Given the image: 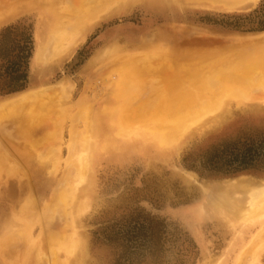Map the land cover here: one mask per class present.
Listing matches in <instances>:
<instances>
[{
	"label": "rangeland",
	"instance_id": "rangeland-1",
	"mask_svg": "<svg viewBox=\"0 0 264 264\" xmlns=\"http://www.w3.org/2000/svg\"><path fill=\"white\" fill-rule=\"evenodd\" d=\"M77 1L39 0L37 5H29L22 10L17 8L14 13L0 20V31L19 21H27L33 25L35 40L28 68L27 88L17 93L0 94V154L6 157L3 161L0 160V245L3 246L0 255H4L0 256V264H9L6 262L5 252L23 240L25 236H21L28 230L26 222L32 221L37 225L32 226L29 244L33 242L35 251L32 248L28 251L31 246L26 244L27 241L24 243L26 238L23 241L25 245L22 248L20 246L21 249L18 246L20 252L23 251L22 254L32 250V260L30 257L25 259L23 255L22 262L17 264H115L111 248L98 244H103L108 235L113 236V233L123 230V218L135 213L154 216L166 226L157 253V259L160 261L157 264H162L163 261H167L163 262L164 264H238L236 261L239 262L240 255L251 246L252 234L261 228L255 229L253 226L259 219L264 218V208L255 209L249 205L256 198L253 194L248 198L247 194L239 193L233 195L232 199H226V202L221 196L215 195L212 189L217 185L223 186L242 180L263 185L264 171L251 170L236 176L221 177L210 176L211 173L202 174L190 170L188 166L193 165L200 169L206 160L215 156H225L235 148L242 151L248 143L264 142V104L232 100L222 112L219 111L210 117L209 123L166 139L162 130L156 127V123H160L159 115L168 111L170 106L167 105L174 99L161 90L165 87L161 85L162 79L156 76L158 72L155 73V70L162 68L163 75L173 74L178 78L188 66H182L180 63L179 65L175 57L171 58L173 54H177V49L181 53L191 51L194 53L193 57L195 53L200 55L207 52H211L210 57H217L235 50L236 46L233 45L238 43L237 38L264 33V0L257 3L238 2L239 4L232 5L230 9L225 0H96L98 4L94 0H80L81 3ZM100 1L106 5H101ZM86 2L93 6L92 11ZM92 2L98 7L103 6V9H94ZM70 3H75L72 8L87 4L84 13L89 10L98 13L99 18L81 24L74 36H80L83 40L66 55L67 57L47 65L43 61L38 63L36 52L41 43L47 42L51 34V24L58 18L65 19L67 14L70 18L71 15L77 18L70 12L67 13V5L70 7ZM107 6L110 7L108 11ZM143 53L153 56L149 60V55L144 57ZM157 55L162 57L158 58ZM128 56L140 60L145 58V63L151 61L153 65L157 64L158 67L153 70L155 75L148 73L142 76L137 70L133 75V70L143 62L134 61L136 63L130 64L132 67L125 66L127 62L124 61L130 59ZM165 57H168L166 61ZM174 61L177 63H173ZM122 69L124 74L131 75L129 77L132 80L124 79V74L121 77L118 72ZM135 73L145 77V80L142 79L141 83V77L135 78ZM146 80L149 82H145ZM203 81L202 85L205 84ZM56 86L57 91L61 90L60 93L63 94L60 96L57 92L59 99L54 93ZM48 87H53L52 96L54 95L53 98H57L58 102L50 99V95L45 96L46 105L43 103V106L38 105L44 101L41 99L40 102L36 101L37 107H34V104L28 109L29 103L23 106L26 107L25 110L22 107H18L19 110L23 109L20 111L17 108L2 107L5 101L15 100L22 93L38 92ZM189 89L190 95L195 96L193 90L196 88L192 90V87H189L188 91ZM158 90L161 93H158ZM149 99L148 111L151 113L153 110V114L143 110L146 112L143 122L138 117L137 125L128 121L130 127L123 129L124 122L122 123L121 118L127 110L132 112L138 104L148 102ZM47 100L51 102L48 103ZM47 103L48 107L52 105L53 108H48ZM139 105L137 108L143 106ZM152 116L157 119L153 121L155 127L154 124L150 127L147 123L149 118L150 121L153 119ZM124 117L123 121L126 119ZM74 131L80 141L75 146L81 150L82 155L85 154L90 159L86 182L79 186L77 194L80 202L75 200L74 214L69 215L61 212L64 206L61 205L59 213L54 205L49 204L52 203L59 179L65 171L68 150L73 146L70 137ZM59 134H62L61 138ZM82 155L81 158L74 157L80 167L87 162V159L82 160ZM31 198H34L37 204H32ZM240 200L244 202L241 203ZM22 206L27 209L23 207L21 211ZM32 206L33 209H40L33 212L37 214V218L35 215L32 218ZM47 206H52L48 210V216L45 214ZM29 208L32 210L29 211L31 216L26 217ZM242 211L244 215L241 214ZM44 214L46 217H43ZM60 215L66 218V221ZM48 218H54L55 221ZM68 223L72 228L67 227ZM252 228L255 229L253 232ZM50 229L59 231V234L55 232L59 239L60 235L62 238L66 237L61 238L63 245L66 243L65 247L53 258L52 251L56 242H50ZM13 232H20V238L17 233H14L17 235L15 237ZM47 238L50 239L51 247ZM69 238L78 241V249L76 248L74 255L66 249ZM118 239L120 241V238ZM12 242L14 244H11ZM19 244L22 245V242ZM25 246H28L27 251H24ZM40 255L42 258L38 259ZM39 260L42 262H38ZM253 264H264V247L258 251Z\"/></svg>",
	"mask_w": 264,
	"mask_h": 264
},
{
	"label": "bare ground",
	"instance_id": "bare-ground-1",
	"mask_svg": "<svg viewBox=\"0 0 264 264\" xmlns=\"http://www.w3.org/2000/svg\"><path fill=\"white\" fill-rule=\"evenodd\" d=\"M44 1H46V0H44ZM78 1L81 3L80 0H78ZM94 1H96V0H94ZM112 1H114V0H112ZM258 1L259 0H225V4H227L229 6L228 8L230 9L232 7V5L234 6V4H237L238 2H240V3L241 2H255V3H257ZM38 2H39V0H0V20L3 19L4 17L9 16L10 14L14 13L17 10V8H21V10H22L25 7L29 6V5H31V6L32 5H37ZM103 2H110V1L103 0ZM92 3H93V5H95L94 9H96L98 7V6H96L97 1H96V3H94V2H92ZM73 4H75V3H73ZM73 4H71L70 7H69V5H67V7L69 8L68 9L66 7L67 8V13L70 12V14H73L74 16H77V18L76 17H72V15H71V18H72L71 19L70 16L67 14V17H65V19L62 18V17L61 18H58L57 21L55 20L56 22H53V24H51V29H50V33L51 34H50L49 38L47 37L48 38L47 42L45 41L44 43H41L40 44V47L37 49L35 58H36V60H37L38 63L41 62V61H43L47 65L48 63L51 64V63L59 62L66 55L70 54L72 52L73 48L75 46H77L78 44H80V42L83 40V38L80 39V36L79 37H75L74 36V33L81 26V24H83V23L86 24L89 20L90 21L91 20L94 21L95 19L99 18L98 13H95V12L92 13L89 10H88L89 13H88V11L84 13V11L86 10L85 9L86 8V5L87 4L90 5L89 2L85 6H83V4H82L83 7L78 3L81 7L78 5V7H76V8H72V7L75 6ZM100 4L101 5L103 4V6L106 5V3L104 5V3H102V2ZM101 5H99V6L101 7ZM253 6H254V4H253ZM87 7H88V5H87ZM89 7H91V5ZM92 7H91V11L93 9ZM100 7H98V8H100ZM102 7H101V9H103ZM107 8H108V6H107ZM109 8L107 9V11L109 10ZM93 11H95V10H93ZM5 21L7 22V20H5ZM80 34H82V33H80ZM78 35L79 34H77V36ZM73 36L75 37V39L73 38ZM237 40H238V43L236 45H233V46H236V47H234L235 50H232L229 53L228 52H225V53H222L221 55L219 54L220 56H217V57H210L211 52H210V54H207L208 53L207 52L206 54H202L201 53L200 55H198V54L195 53V55L193 57L192 55L194 53H191V51H185V52L183 51L184 53H181V52H178V51H180L178 49L176 51L177 54L174 55L172 53L173 56H171V58L172 57H175L176 58V61L178 62L177 63V62L174 61L173 63H177V64L180 63L182 66L183 65L184 66H188V68L185 69L183 73H181L180 75H178V78L174 77L173 74L172 75H169V74L163 75V73L161 72L162 68H161V70L159 69V71L158 70H155V73L158 72L156 74V76H159V78L162 79L161 80L162 81L161 85H164V87H165V88H161V90H163L164 91V94L166 93L167 96L168 95L169 96L171 95L172 96V99H174V101H171L172 103L171 102L170 103L168 102L170 105L168 103H166V104H168L167 107L170 106L171 109L169 108L166 113H162L161 112L162 114H160L159 115V118H158V120L160 121V123H158L157 119L155 120L153 118V116H152L153 119L151 121H150L151 118L148 119L150 121V123H151L150 124L149 121H148L147 122L149 124L148 126H150V127H151V125L153 126V124H154L153 121L154 122L157 121L156 127L160 128L159 130H162L163 135L167 139V137L169 138V136L182 135V133H185V132H187L189 130H194L195 128H197L199 126H202L204 123L205 124L206 123H209L210 122L209 120L211 119L210 117L215 116L219 111L222 112L223 108H226L232 102V100L235 101L237 99V100H244V101H248V102H252V103H263L264 104V33H261L259 35L253 36V37H241V38H237ZM191 48H193V47H191ZM200 49H202V48H200ZM198 53H200V52H198ZM149 54L144 55V53H143L144 57H146ZM170 54H168V55H170ZM212 54H214V53H212ZM140 55H142V54H140ZM168 55H166V56H168ZM152 56L149 55V57L147 56V58H149V60H150ZM121 57L123 58L124 56H120V58ZM126 57H127V55H126ZM136 57H140L141 59L144 58V57H141V56H136ZM157 57L158 58H161L162 56L159 57L157 55ZM168 57H167V59H168ZM120 58H119V61H120ZM128 58H130L129 59L130 61L129 60H125L124 61V59H122L124 62H127V63H125L126 64L125 66H131L132 64L136 63L134 61H137V62H140L141 61V62H143L142 64L139 63L138 67H140V68L136 67L137 69H134L133 70V75H134V71H136V70H137L138 73H140V74L142 73V76H145L148 73L151 75V74H154L153 73L154 72L153 70L156 69V67H158V66H156L157 65L156 63H155L156 65H153L154 63L153 62L151 63V61H149V63H151V64H149L148 62L145 63L144 62L146 60L145 58H144L145 60L142 59L143 61L140 60L139 58L138 59L137 58H134V56H131V57L128 56ZM128 58H125V59H128ZM131 58H132V60H131ZM167 59L165 57L164 61H166ZM172 59H174V58H172ZM124 62H123V64H124ZM115 63H117V62H115ZM161 63L163 64L162 60H161L160 64ZM177 64H175V65H177ZM140 65H143V66L141 67ZM149 71H152V72H149ZM118 73L122 77V75L124 74L123 73V69L121 70V72H118ZM164 73H166V71ZM125 74L123 76H125L126 78L125 77H123V78L126 79V80H130L131 79L130 78L131 75L129 74L130 75V77H129L128 74H126V75ZM136 75H135V78L136 77H141V80L140 81L142 83V79H144L145 77L142 78L141 75L140 76L139 75L136 76ZM154 75L152 77H154ZM174 75H176V74H174ZM135 78H134V80H136ZM138 79H140V78H138ZM138 79H137V82H139V84H140V81ZM120 80H122V78H120ZM144 80H143V82H144ZM201 80L202 81L204 80L203 82L205 84L202 85L201 84L202 83ZM129 82H131V81H129ZM145 82L148 83L149 81L146 80ZM154 86H156V84H154ZM189 87H192V90L195 89V88L197 89V91H196V89L193 90V91H195V94H196V95L194 94L195 96H193V94L190 95L191 90L189 89L190 91H188V88ZM126 89H124V90H126ZM54 90H55V92H54ZM54 90H53V87L52 88L51 87H48V88H42L38 92H26V93H22L20 95V97L19 98H16L15 100L5 101L4 104L2 105V107L5 108V109L17 108V110H19L18 107L24 108L23 106H25L28 103H29L28 106L26 105L27 108L30 105L33 106L34 104H35L34 107H37L38 105H42L43 106L44 105L43 103H45V98H46L45 96H50L51 95L49 98L50 99L53 98L54 95L52 96V92L56 93L55 95L58 96L57 98L59 99V95L57 94V92L60 93L61 90L60 91H57V86H56V89H54ZM130 92H131V90H130ZM159 92L160 91L158 90V93ZM61 95H63L62 92L60 93V96ZM159 95H161V94H159ZM162 95H163V93H162ZM154 96H156V95H154ZM134 97H136V96H134ZM165 97H166V95H165ZM57 98L56 99L53 98V99L57 100L55 102H58V99ZM41 99H43L44 101L41 102L40 104L36 105L38 102L42 101ZM37 100H38V102L36 103ZM48 100H47L48 103L51 102V100L50 101H48ZM64 100H66V99H64ZM159 100H160V97H159ZM165 100H167V99H165ZM157 101H158V99H157ZM162 101H164V99ZM167 101H170V100H167ZM143 102H145V103L142 104V102H141V105H139V104L138 105L139 106H142L143 105L141 108H144L145 107L144 109H141L139 107L137 108V106H138L137 105L135 108H133L132 112H129V110H127V108H125V110H127L128 112H126V114L123 113L124 115L121 114V117H122V115H123V117L124 116L126 117V119L124 121H123V117L121 118L122 119V123L124 122L123 123V129L128 128V126L130 127L131 124L137 125L136 123L140 120V118L142 119L141 121L143 122V120L145 119V117H143V116H144V113H146L144 111L150 110V107H149L150 99L148 100V102L147 101H143ZM48 103H47V107L49 105ZM238 103H241V101H239ZM45 105H46V103H45ZM129 106L131 108V105H129ZM50 107H52V105H50ZM50 107H48V108H50ZM156 107H155V110H156ZM25 108H24V110H25ZM139 109H141V110H139ZM138 111H139V113H138ZM152 111H151V113H150V111H148L149 114H153ZM157 112H156V114H157ZM147 115L148 114H146V116ZM161 115H162V117H161ZM138 117H139V120H136V119H138ZM146 118H148V117H146ZM128 121H129V123H131L130 125H129V123H127ZM142 122H141V124H142ZM147 123H145V125ZM212 126H214V125H212ZM131 127H133V126H131ZM154 127H155V124H154ZM62 129H60V131ZM130 129H133V128H130ZM148 129H149V127H148ZM152 129H153V127H152ZM136 130H137V128H136ZM118 132H120V131H118ZM75 133H76V131H74V134ZM74 134L71 135V137H70V141L73 144V146L71 144L70 146H72V147H70L69 150H68L69 152H68V159L66 161L65 171L62 174L63 175L62 178L59 179V185H57V188H56L57 190L54 193L52 203L49 204V206L50 205H52V206L54 205L56 207V211H58L59 209H62V207L64 206V210L62 209L61 212L62 213H67L69 215H71L72 213L74 214V212H73L74 207L73 206H74V203H76L75 200H78L79 199L77 197V194H78V191H79V188H80L79 186L81 184H83L84 181L86 182L85 179H86V176H87V173H88V167H89V161L88 160L90 159V158L88 159V157H86V155L84 153H83L84 155H82L81 154V150H78V148L75 146V145H77L76 143H79L80 141H79L78 135L77 134L74 135ZM61 135L59 136L60 138H61ZM11 146H13V145L11 144ZM84 147H86V145H84ZM85 149H87V148H85ZM77 154H79V156H77ZM81 155L83 156L82 160L85 161L87 159V162L86 163H83L82 166L80 167L77 164V162L75 161L74 157H77V158L80 157L81 158ZM3 158L6 159V157L3 154H0V160H2ZM58 167H59V165H58ZM0 172H2L1 168H0ZM208 191H210V190H208ZM212 192L215 195L221 196L220 198L225 199V201H226V199H232V196L233 195H236V194H239V193H242L244 195L247 194V197L248 198L253 194L254 196H256V198L252 202H250L249 205L253 206L255 209H257V208H260L261 209L262 207L264 208V184L261 185V184L255 183L253 181H250V180H242V181L234 182V183H231V184H226V185H223V186L222 185H217L216 188L212 189ZM80 194H82V193H80ZM247 197H244V198L247 199ZM244 198H243V200H244ZM31 199L33 200L34 198H31ZM32 200H31V203L33 204L35 202V199H34V201H32ZM216 200L217 199H215V201ZM219 201L222 202V200H220V199H219ZM225 201H223V202H225ZM242 201L240 200L241 203L244 202V201L243 202ZM226 202L223 203V204L226 205ZM46 205H44V206H46ZM61 205H62V207H61ZM249 205L247 206L248 208H249ZM24 206L26 207L27 205H24ZM24 206L21 207V211H23L22 208ZM49 206H47L46 207L47 209H45V214L46 215L49 213L48 210L52 207V206L51 207H49ZM25 207H24V209L26 210L27 208H25ZM29 207H31V205ZM37 207H39V206H37ZM242 207L244 208V206H242ZM242 207H240V208H242ZM66 208L69 209V210L67 211ZM243 208H242V210H243ZM29 209H28V212L29 211L31 212L32 210L31 209L29 210ZM32 209H33V206H32ZM33 210L34 211H32V214H33V212H35L37 210L40 211L39 208H37V210L36 209H33ZM78 211H79V208H78ZM237 211H235V212H237ZM244 211H245V209H244ZM30 212L28 214H26V217L27 216H31V213ZM51 212H53V211H51ZM54 212H55V209H54ZM61 212L59 210V213H61ZM239 212H240V210H239ZM263 212H264V210H263ZM26 213H27V211H26ZM45 214L43 215V217H46ZM50 214H52V213H50ZM57 214L58 213H56V215ZM241 214L244 215L243 211H242ZM34 215H35V217L37 216V214L34 213L32 215L33 216L32 218H34ZM239 216H241V215H239ZM248 216H249V214H248ZM21 217H19V218L21 219ZM61 217H62V219H65V221H66V218H63V216H61ZM61 217H60L59 220H61ZM54 218H48V219H50V220L52 219L53 222H54L55 221ZM240 218H242V217H240ZM240 218L238 217V219H240ZM25 220L28 221L27 218ZM44 220H45V218H44ZM50 220H48L49 224H50ZM263 221H264V218H261V219H259L258 223H255L254 224L253 227L255 229L258 228V227H261V228H260L259 231L255 232L253 234L251 233L253 235L252 236L251 243H250L251 246L248 247L247 250H245L240 255L239 262L236 261L238 264H253L254 261H255V259H256V257L258 256V251H260V250L263 249V247H264V241L262 240V239H264V222ZM33 222L34 221H32V223L26 222L28 224V226H26V227H28V230H27L28 232L26 231V233H23L24 235L22 234V236H21V233L20 232H13V234L14 233H17V235L19 236V238H20V236L21 237L25 236V237H23V240L22 241L17 238L19 241L22 242V245L19 244L21 242H19V243L17 242L18 244L15 243L16 245H14V246L12 245L13 247H10L11 249L7 250V253L5 252V256L7 255V257H6V262L8 261L7 263H9V264H11V263L12 264L20 263V261L22 262L23 255H24V257H26L25 259H27L28 257H30L29 259H31V256L30 255L34 253V252H32V250L35 251V247L32 246V243L33 242H31V244H29V243H30V239H31V235H32V230H33L32 226H36L37 225V224L34 225L35 222L34 223ZM45 222H47V221H45ZM69 223L66 224L67 227H69ZM62 225L64 226L65 224H62ZM63 226H61V227L63 228ZM67 227H66V229H67ZM48 228H49V226H48ZM69 228H72V227H69ZM254 228L251 229L252 232H253V230H255ZM66 229H65V231H66ZM43 230L44 229H41V231H43ZM55 232H56L55 230H53V231L51 230L50 231L51 234L50 233L48 234L49 235L48 237L50 239H52V241H50V239L47 238V241L48 242L49 241L51 243L53 241L56 242V244H54V249L52 251L53 253L51 252L52 253V258L55 257L56 255H58V252H61L62 249H63V247H65V245H66V243H65V245H63L64 244L63 243L64 241H62V239H66V237L65 238H62V235H60L61 238H62V239L60 238L61 239L60 240L57 237V234H59V231L56 232L57 234H55ZM75 232L76 231L74 230L73 233H75ZM40 233H39V235H40ZM45 233L47 234V232H45ZM66 233H68V231ZM17 235H15V237H17ZM39 235H38V237H40ZM51 235H52V237H50ZM74 235H76V234H74ZM68 237H71V235L70 236L68 235ZM25 238L27 240H25ZM69 239H70L69 240V243L67 244L68 247L66 246V249L67 250L69 249V253H71V255H74V253L76 254V248H77V245H78V241H75L73 238L72 239L69 238ZM15 240H16V238H15ZM32 240H33V238H32ZM35 240L37 241V239H35ZM23 241H24V243L27 241L28 243H26V244L31 246V247H29V250L27 248L28 246L27 247L25 246L27 249L26 248L25 249L23 248L24 251H27V250L30 251V248H32V250H31L32 253L31 252L30 253L27 252V253H29V254H27L26 252H24L28 256L27 255L25 256V254H22L23 251L21 253L20 252L21 250H19L20 246L22 248V246L25 245V244L23 245ZM50 242H49V247L52 246V245L50 246ZM3 244H5V246H6L7 243H3ZM11 244H14V242H12ZM0 246L2 247V248L0 247V249H3L2 244ZM7 246H8V244H7ZM18 246H19V248H18ZM39 248L37 249L38 251H39ZM0 256H4V255H0ZM39 258H42L41 255L38 257V259ZM1 259H2V257H1ZM41 260H39L38 262H40ZM57 260H59V259H57ZM3 263H4V260H3ZM28 263H30V262H28Z\"/></svg>",
	"mask_w": 264,
	"mask_h": 264
},
{
	"label": "trees",
	"instance_id": "trees-1",
	"mask_svg": "<svg viewBox=\"0 0 264 264\" xmlns=\"http://www.w3.org/2000/svg\"><path fill=\"white\" fill-rule=\"evenodd\" d=\"M34 45L33 25L27 21H19L0 31V94L17 93L27 88ZM244 148L242 151L235 148L225 156L206 160L200 169L193 165L188 168L221 177L236 176L251 170L264 171V142L248 143ZM165 230L164 222L154 216L135 213L123 218V230H118L113 236L108 235L103 244L98 245L111 248L115 264H157L160 262L157 253ZM97 243L98 240L95 241Z\"/></svg>",
	"mask_w": 264,
	"mask_h": 264
}]
</instances>
